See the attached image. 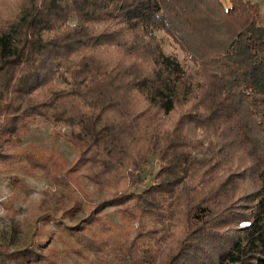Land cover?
<instances>
[{
	"label": "trees",
	"instance_id": "trees-1",
	"mask_svg": "<svg viewBox=\"0 0 264 264\" xmlns=\"http://www.w3.org/2000/svg\"><path fill=\"white\" fill-rule=\"evenodd\" d=\"M157 29L179 43L195 68L167 51ZM34 117L77 146L76 163L84 162L85 175L108 191L75 223L46 214L63 225L76 252L151 264L170 241L159 264H264L258 1L25 0L0 27V164L20 158L50 169L43 150L6 146ZM153 155L158 180L133 187ZM109 178L115 183L106 184ZM127 179L132 187L123 186ZM244 184L251 191L239 193ZM106 207L139 220L132 240L111 246L101 237L94 224L103 223ZM138 237L146 247L137 246ZM42 254L60 264L58 249L54 257ZM42 254L32 245L0 244V260Z\"/></svg>",
	"mask_w": 264,
	"mask_h": 264
},
{
	"label": "rangeland",
	"instance_id": "rangeland-1",
	"mask_svg": "<svg viewBox=\"0 0 264 264\" xmlns=\"http://www.w3.org/2000/svg\"><path fill=\"white\" fill-rule=\"evenodd\" d=\"M24 1L0 0V27L12 22ZM253 1L260 3L264 18V0ZM73 22L74 20H71L69 23ZM155 33L161 39L167 51L176 52L184 62L187 61V67L195 68L191 60L185 59L184 50L171 35L163 29H157ZM167 122L169 121L167 120ZM62 129L63 131H70V128L66 126ZM6 146H9V150L18 152L26 151V149H31L32 152L43 150L46 152V157H48L47 162L50 164V169L42 171L39 168L29 167L25 162H20V158L18 160L12 159L7 164H0V186H7L13 193L8 200L0 202V208L6 209L8 213L7 223H4V218H0V224H3V227H0V244H5L10 250L32 245L38 248L41 254L42 252L46 254L50 252V256H53L52 249L56 248L60 256L56 258L59 259L60 264H132L130 254L128 259L122 260V258L117 259L112 256H105L104 259H101L87 249H84V252L81 251V253L76 252L72 249L76 245L72 238L67 237L62 232L63 225L58 220L49 219L50 216H46L49 212L52 214L51 211H54L58 219L75 223L87 215L90 209L108 194V191L99 190L85 175L84 162L76 163L80 156V149L77 146L68 139L55 136L51 124L41 117H34L26 130L22 129L18 133L15 132L12 141ZM142 166L144 167L141 170V178L138 177L136 185L133 186L127 179L122 183L124 187H137L139 185L138 189L142 190L145 184L154 183L158 180L156 174L159 161L156 155L150 157ZM105 183L114 184L115 179H106ZM211 184L212 182L209 183V185ZM39 185H47L49 191L42 193L45 198L37 206L35 200L29 203V197ZM52 186L56 188L54 193L50 191ZM69 187H73L72 190ZM250 191L251 187L249 185L240 186L239 193ZM2 194L0 192V195ZM25 203L29 204L31 211H29V215L23 222H19L16 217L28 211L23 207ZM74 205H77L76 208L68 212ZM102 212V220L103 218L105 220L103 223L102 221L99 222L100 224L97 222L94 227L98 229L97 231L101 237H107L109 245H119L118 240H132L136 235L139 225L138 219L120 217L112 207H106ZM248 223V220H244L240 222V225L244 226ZM175 228L176 226L173 227V229ZM175 231L176 234H180V227H177ZM59 233L66 235L65 242L58 236ZM148 241L151 243L150 240ZM136 244L137 246L146 247L143 237H138ZM167 247H173L172 242L162 243V249L156 252L157 257L151 259L153 261H150L151 264H159V260L165 255ZM123 249H126L125 245ZM132 250H134V247H132ZM0 264H48V262L42 254L40 256L26 255L11 259L2 256Z\"/></svg>",
	"mask_w": 264,
	"mask_h": 264
},
{
	"label": "clouds",
	"instance_id": "clouds-1",
	"mask_svg": "<svg viewBox=\"0 0 264 264\" xmlns=\"http://www.w3.org/2000/svg\"><path fill=\"white\" fill-rule=\"evenodd\" d=\"M45 191H49L48 186L47 185H39L36 188V191L33 192V194L29 197V203L31 201L35 200L37 202V206H38L39 203L41 201H43L45 198L44 195L42 194ZM50 191L52 193H54L56 191L55 186H52ZM0 192L3 193L2 195H0V202L8 200L13 195V193L11 192V190L7 186H0ZM23 207L28 209V211H25L16 217V220L19 222H23V220L29 215V211H31L28 203H25L23 205ZM7 215H8V213H7L6 209L0 208V218H4V223H7V219H6ZM0 227H3V224H0Z\"/></svg>",
	"mask_w": 264,
	"mask_h": 264
}]
</instances>
